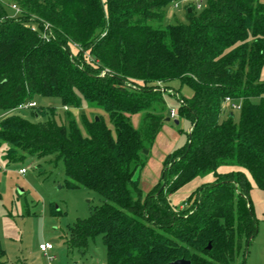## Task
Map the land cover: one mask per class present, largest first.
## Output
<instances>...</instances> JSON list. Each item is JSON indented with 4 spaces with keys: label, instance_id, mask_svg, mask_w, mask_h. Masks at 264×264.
Returning a JSON list of instances; mask_svg holds the SVG:
<instances>
[{
    "label": "trees",
    "instance_id": "trees-1",
    "mask_svg": "<svg viewBox=\"0 0 264 264\" xmlns=\"http://www.w3.org/2000/svg\"><path fill=\"white\" fill-rule=\"evenodd\" d=\"M169 1L0 0V110L37 95L67 107L65 123L54 107L44 120L1 118V157L54 154L68 188L102 197L61 238L82 250L100 235L107 264H244L257 233L250 189L264 194V0H205L200 9L185 7V23L163 25ZM6 3L20 13L10 17ZM32 21L40 29L47 23L54 37ZM173 80L190 92L181 96L168 85ZM161 89L178 95L176 113L191 124L190 146L185 153L187 133L186 145L167 156L160 180L144 192L139 172L170 114ZM226 96L240 100L237 122L223 108ZM82 101L103 109L112 128L98 115L83 118L82 133L69 111ZM35 107L39 117L43 107ZM136 112L139 128L131 123ZM221 166L237 169L220 172ZM207 174L213 181L175 210L169 195ZM3 255L0 247V264Z\"/></svg>",
    "mask_w": 264,
    "mask_h": 264
},
{
    "label": "rangeland",
    "instance_id": "rangeland-1",
    "mask_svg": "<svg viewBox=\"0 0 264 264\" xmlns=\"http://www.w3.org/2000/svg\"><path fill=\"white\" fill-rule=\"evenodd\" d=\"M12 3L3 4L10 17L18 13L11 7ZM205 0H202V5ZM185 6L180 4L174 7V0L169 1L161 12V23L173 24L185 23ZM33 18V17H32ZM149 23L157 25V22ZM72 52L75 48L71 45ZM264 78V65L261 71ZM168 85L182 94H188L189 88L179 86L177 80ZM166 101V111L170 109L178 111L179 101L174 94L163 91ZM37 107L42 111L39 117L35 116V108H15L9 111L0 110V119L8 114H17L29 120H44L51 114V108H55L56 120L65 123L63 117L64 107L57 97H34ZM237 103L240 100L236 101ZM74 115L77 125L82 133H86L83 118L91 119L102 115L108 125L107 113L96 106H90L85 101L77 108H69ZM47 114V115H44ZM239 109L232 111L233 120H239ZM170 117L165 121L157 133L150 149L148 159L139 172L140 188L145 192L152 188L164 169V162L168 155L173 156L181 150L187 142L188 129L191 126L187 118L183 116ZM141 112L131 115V123L134 128L141 124ZM177 119L178 123H174ZM3 147L0 148V247L4 250L1 261L4 264H107L106 250L101 236L89 238L87 246L79 250L67 245L61 236L67 234L77 218H85L90 215L93 208L100 205L102 197L87 188H68L65 185L64 164L56 155L43 157L26 156L18 162H9L2 159ZM24 168V172L19 170ZM237 167L221 166L218 171L235 170ZM213 174L196 176L169 195L170 203L175 210L189 199V196L203 183L212 182ZM257 188L253 186L251 189ZM258 189V188H257ZM252 201V199H251ZM253 204V202H252ZM56 209V214L51 213V207ZM257 219V233L251 239L247 247L244 264H264V214L255 211ZM258 213L261 216H258ZM263 216V217H262ZM41 242L51 243L49 253L55 254L54 260H49L41 253L38 245ZM247 258V259H246Z\"/></svg>",
    "mask_w": 264,
    "mask_h": 264
},
{
    "label": "built area",
    "instance_id": "built-area-1",
    "mask_svg": "<svg viewBox=\"0 0 264 264\" xmlns=\"http://www.w3.org/2000/svg\"><path fill=\"white\" fill-rule=\"evenodd\" d=\"M180 4H183L185 7L188 5H192L195 7V9H200L202 6V0H174V7H178ZM11 7L15 10L16 13H20V9L15 5V4H11ZM29 25H31V27L35 30L40 31V33L44 36V37H54V33L52 32L50 26L47 23H43V26L41 27V29L38 27V25L32 21L29 23ZM108 72L107 69H103L100 73V76H103L104 74H106ZM126 85L128 87H132L135 88L136 86L134 84H132L131 82H127ZM169 93H172L174 95H176L178 97L177 94H175V92H173L172 90H168ZM180 102H182V100L180 99ZM223 108H225L228 111H233L234 109H239L240 108V102L237 103L235 100H233L232 98H230L229 96H226L223 100ZM35 106V102L34 101H28L25 103H21L17 106V108L22 109V108H30V107H34ZM64 108H67L66 106ZM177 115L176 111L172 108L170 109V116L171 117H175ZM190 129V128H189ZM20 172H24L25 169L21 168L19 170ZM51 248V243L49 242H41L38 245V249L41 253H43L45 256H47V258L49 260H54L55 258V254L53 253H49V249ZM102 264V263H99Z\"/></svg>",
    "mask_w": 264,
    "mask_h": 264
},
{
    "label": "crops",
    "instance_id": "crops-1",
    "mask_svg": "<svg viewBox=\"0 0 264 264\" xmlns=\"http://www.w3.org/2000/svg\"><path fill=\"white\" fill-rule=\"evenodd\" d=\"M157 182L154 183L153 186H155L157 184ZM250 198L252 199V202L254 204L255 211L264 214V194H263V192L260 189H257V188L250 189ZM259 213H258V216H261Z\"/></svg>",
    "mask_w": 264,
    "mask_h": 264
},
{
    "label": "water",
    "instance_id": "water-1",
    "mask_svg": "<svg viewBox=\"0 0 264 264\" xmlns=\"http://www.w3.org/2000/svg\"><path fill=\"white\" fill-rule=\"evenodd\" d=\"M187 11L190 12V11H191V8L188 7ZM161 90H162V91H165V89H161ZM95 119H98V117L96 116ZM169 120H170V117H166L165 121H169ZM174 123H178V120L175 119V120H174ZM195 123H196V118H195V121H194V123H193L192 126H194ZM190 132H191V128H190L189 131H188V144H187V147H186L185 153L187 152V150H188V148H189V146H190V137H191V133H190ZM145 153H147V151H145ZM163 188H164V183H162L161 186L159 187V189H158V191H157V194H158ZM208 247H209V245H208ZM188 263H189V261H187V260H185V259H176L175 261H172V262H170L169 264H188Z\"/></svg>",
    "mask_w": 264,
    "mask_h": 264
}]
</instances>
